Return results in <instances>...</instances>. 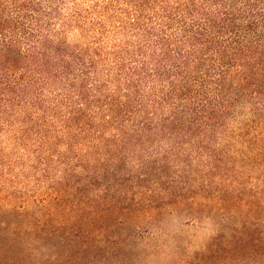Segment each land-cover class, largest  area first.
I'll return each mask as SVG.
<instances>
[{"label":"trees","instance_id":"obj_1","mask_svg":"<svg viewBox=\"0 0 264 264\" xmlns=\"http://www.w3.org/2000/svg\"><path fill=\"white\" fill-rule=\"evenodd\" d=\"M241 117L264 122V0H0V183L20 165L53 210L155 218Z\"/></svg>","mask_w":264,"mask_h":264},{"label":"rangeland","instance_id":"obj_2","mask_svg":"<svg viewBox=\"0 0 264 264\" xmlns=\"http://www.w3.org/2000/svg\"><path fill=\"white\" fill-rule=\"evenodd\" d=\"M230 126L236 133L214 142L216 165L202 156L187 169L194 194L164 199L152 219L127 217V207L105 218L53 210L45 185L14 165L17 181L0 183V264H264V122ZM119 173L127 178V164ZM122 186L113 189L127 201V179ZM103 193L102 184L92 189Z\"/></svg>","mask_w":264,"mask_h":264}]
</instances>
